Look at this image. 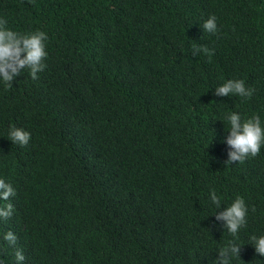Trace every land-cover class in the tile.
<instances>
[{"label":"trees","instance_id":"1","mask_svg":"<svg viewBox=\"0 0 264 264\" xmlns=\"http://www.w3.org/2000/svg\"><path fill=\"white\" fill-rule=\"evenodd\" d=\"M0 19L48 35L37 79L0 82L3 264H214L233 239L232 264H264L248 244L264 234V148L226 164L221 143L229 113L264 121V0H0ZM230 79L252 96H216ZM213 190L248 206L236 237Z\"/></svg>","mask_w":264,"mask_h":264},{"label":"clouds","instance_id":"2","mask_svg":"<svg viewBox=\"0 0 264 264\" xmlns=\"http://www.w3.org/2000/svg\"><path fill=\"white\" fill-rule=\"evenodd\" d=\"M203 30L208 33L217 31L215 16H209L202 25ZM48 35L44 31H34L21 34L7 26V22L0 19V82L5 86L21 75L22 71L29 69L33 79L38 78L44 68V60L47 58ZM203 51L211 54L205 48H194L193 53ZM254 89L246 87L245 82L240 79H230L215 88L216 96H240L251 97ZM229 129L226 141H221L229 146L227 163L243 162L248 157H254L264 148V121L259 115H253L242 119L239 112H231L226 117ZM9 140L19 146H26L31 133L22 127H12L8 133ZM15 195L14 187L3 179H0V200L7 201ZM212 204L216 206V221H222V229L233 237L247 222L248 206L243 197L237 196L230 204H221V198L213 190L209 193ZM222 208V210H220ZM12 214V205L0 208V218H8ZM210 231H212L210 229ZM4 239L14 245L17 237L11 231L7 232ZM255 253L264 257V234L252 235L249 243ZM242 246L236 239L229 241L219 248L216 253L214 264H232L234 258L240 259ZM25 257L22 251L15 253L16 264H22ZM3 264V261H0Z\"/></svg>","mask_w":264,"mask_h":264}]
</instances>
